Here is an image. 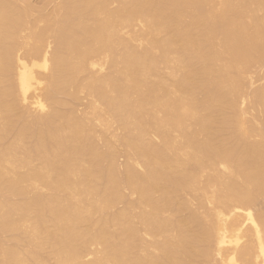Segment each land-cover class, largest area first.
Wrapping results in <instances>:
<instances>
[{
    "label": "bare ground",
    "instance_id": "6f19581e",
    "mask_svg": "<svg viewBox=\"0 0 264 264\" xmlns=\"http://www.w3.org/2000/svg\"><path fill=\"white\" fill-rule=\"evenodd\" d=\"M263 202L264 0H0V264H264Z\"/></svg>",
    "mask_w": 264,
    "mask_h": 264
},
{
    "label": "rangeland",
    "instance_id": "374dc122",
    "mask_svg": "<svg viewBox=\"0 0 264 264\" xmlns=\"http://www.w3.org/2000/svg\"><path fill=\"white\" fill-rule=\"evenodd\" d=\"M37 1V3H39V2H41L42 0H35V2ZM259 73H261V72H259ZM263 73V72H262ZM261 75V74H260ZM255 77H256V79H257V77H259V75H255ZM263 80H260V81H258L257 83H256V85L258 86L259 84H262L263 82H262ZM255 85V86H256ZM82 107V106H81ZM124 160V158L123 157H121V161H123ZM263 204H264V202H263Z\"/></svg>",
    "mask_w": 264,
    "mask_h": 264
}]
</instances>
